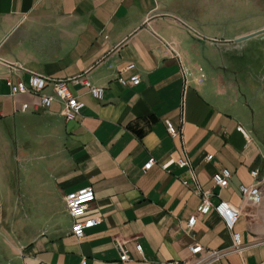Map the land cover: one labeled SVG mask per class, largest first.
Here are the masks:
<instances>
[{"label": "crops", "instance_id": "crops-1", "mask_svg": "<svg viewBox=\"0 0 264 264\" xmlns=\"http://www.w3.org/2000/svg\"><path fill=\"white\" fill-rule=\"evenodd\" d=\"M263 11L264 0H0V264H166L189 261L194 243L230 250L216 213L188 226L205 191L241 210L235 230L251 246L212 264H264V203L240 193L264 181V49L236 42L264 31ZM132 63L141 83L123 87ZM33 74L87 78L104 98L72 84L84 109L67 122L59 102L35 111L36 97L12 94L7 80ZM223 169L226 189L212 180ZM86 187L101 222L77 239L65 198Z\"/></svg>", "mask_w": 264, "mask_h": 264}, {"label": "built area", "instance_id": "built-area-1", "mask_svg": "<svg viewBox=\"0 0 264 264\" xmlns=\"http://www.w3.org/2000/svg\"><path fill=\"white\" fill-rule=\"evenodd\" d=\"M135 64H128L127 67L119 73L117 81L123 87H136L141 83V77L138 73H135ZM126 73H130V76L126 77ZM13 95H31L38 99V103L34 105V110H49L52 106L59 102L62 105V114L67 122L75 121L81 116L84 109V104L79 100L71 88L72 84H80L86 88L90 94L99 102L104 98V88L93 86L87 78L80 77L74 80H56L48 79L38 75H30L27 81H18L14 83L11 80H7ZM51 87L52 92L46 93V90ZM29 104L22 106V111L30 110ZM168 133L171 137L178 136L179 131L170 121L166 122ZM212 155L206 157V161H211ZM157 161L155 158H150L144 165L143 170L145 172L150 171ZM180 169L189 168V163L185 159H180L178 162ZM252 176L257 179L259 177V171H253ZM232 177L231 172L228 169H223L213 175V185L220 189H226L229 186L230 179ZM188 185L187 182H184ZM240 193L243 201L251 206H259L264 203V181H258L252 185H241ZM211 191H205L202 193L201 204L197 208L196 214L190 219L188 226L193 228L198 216H206L211 212H214L222 219L225 227L230 231L232 236L233 246L230 250L226 251H209L206 252L204 247L199 243H194L190 246L189 251L191 258L189 261H176L166 264H212L213 262L224 259L232 254H240L251 246H245L242 242V236L236 232V225L241 218V210L234 208L231 204L225 201H221L217 205H213L211 202ZM96 195L92 187H86L77 191L69 193L66 198V208L70 217L73 219L72 233L75 238L82 239L86 231L92 229L100 224V219L88 217V212L91 205L95 202ZM122 262H127L131 258L128 250L123 243L118 244ZM136 250L142 253V246L136 245ZM80 264H87L84 259Z\"/></svg>", "mask_w": 264, "mask_h": 264}, {"label": "rangeland", "instance_id": "rangeland-1", "mask_svg": "<svg viewBox=\"0 0 264 264\" xmlns=\"http://www.w3.org/2000/svg\"><path fill=\"white\" fill-rule=\"evenodd\" d=\"M258 12V11H256ZM262 12V11H259ZM256 22L264 21V11L262 15L256 16ZM243 27V26H242ZM249 26H244L243 29H248ZM239 51H252V50H262L264 49V36L256 37L253 39H250L244 43H241L238 45Z\"/></svg>", "mask_w": 264, "mask_h": 264}, {"label": "water", "instance_id": "water-1", "mask_svg": "<svg viewBox=\"0 0 264 264\" xmlns=\"http://www.w3.org/2000/svg\"><path fill=\"white\" fill-rule=\"evenodd\" d=\"M261 33H264V31H262ZM261 33H257V34H255V35H250V36H247V37L241 38V39L237 40L236 42H237V43H240V42H243V41L249 40V39H251V38H253V37H255V36H257V35H259V34H261Z\"/></svg>", "mask_w": 264, "mask_h": 264}]
</instances>
